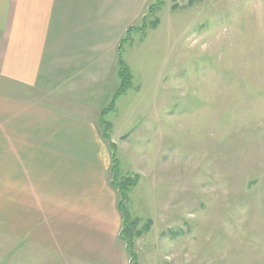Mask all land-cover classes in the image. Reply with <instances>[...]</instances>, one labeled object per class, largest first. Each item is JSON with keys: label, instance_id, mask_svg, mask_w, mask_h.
I'll list each match as a JSON object with an SVG mask.
<instances>
[{"label": "rangeland", "instance_id": "1", "mask_svg": "<svg viewBox=\"0 0 264 264\" xmlns=\"http://www.w3.org/2000/svg\"><path fill=\"white\" fill-rule=\"evenodd\" d=\"M120 45L127 71L85 116L116 160L135 264H264V0H159ZM0 264L76 263L0 235Z\"/></svg>", "mask_w": 264, "mask_h": 264}, {"label": "crops", "instance_id": "2", "mask_svg": "<svg viewBox=\"0 0 264 264\" xmlns=\"http://www.w3.org/2000/svg\"><path fill=\"white\" fill-rule=\"evenodd\" d=\"M149 2L0 0V235L17 249L131 264L111 150L85 115Z\"/></svg>", "mask_w": 264, "mask_h": 264}, {"label": "trees", "instance_id": "3", "mask_svg": "<svg viewBox=\"0 0 264 264\" xmlns=\"http://www.w3.org/2000/svg\"><path fill=\"white\" fill-rule=\"evenodd\" d=\"M158 5H159V0H158V2H157V0H156V3H154V4H152V6H150L149 8H148V11H147V13H146V15L141 19V22H142V29H144L145 28V26L148 24V20H149V18H151V16H152V14H154L155 13V11L157 10V8H158ZM153 25V26H155L156 24H157V20H153V21H151V22H149V25ZM132 28L133 27H131V32H132ZM130 34V33H129ZM122 42H124V40L123 41H121V43ZM121 46V45H120ZM120 46H119V49H120ZM119 64H120V68L119 69H121L120 71L121 72H119V75L121 74H125L126 73V67H124L123 66V62L122 61H120L119 60ZM124 77H126V75L125 76H123V79H122V84H125L127 81V79L126 78H124ZM120 92H122L121 90L119 91V93ZM118 93V92H117ZM117 93H116V95H117ZM102 133V132H101ZM102 136H103V138L105 139V136H104V134H102ZM109 139L107 138L106 139V141H108ZM111 144V143H110ZM109 148H110V146H109ZM114 161H116V160H114V156H113V152L111 153V162H112V164H111V178H112V180H111V186L113 187V188H115L117 191H118V189L116 188V174L113 172V168H114V166H116V164H115V162ZM114 162V163H113ZM114 164V165H113ZM131 182H132V179H131ZM118 196H119V200H118V209L120 210V214H121V218H123L122 219V227H121V231H120V234H119V238L121 239V241L125 244V246H126V248H127V252H128V255H129V258H130V261H131V264H135V262H134V258H133V252H132V239L133 238H137V237H139L140 236V233L139 232H134V227H133V225H134V223L131 225V242H129V241H127L126 239H127V237L125 236L124 237V233H125V225H126V216L124 215V211H125V209H124V198H125V194L121 191V190H119L118 191ZM125 214H126V212H125Z\"/></svg>", "mask_w": 264, "mask_h": 264}]
</instances>
